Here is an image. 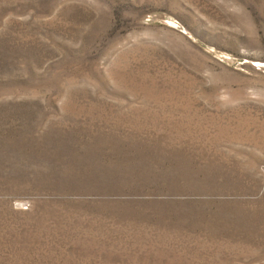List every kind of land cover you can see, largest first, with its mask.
I'll return each mask as SVG.
<instances>
[{
    "label": "rangeland",
    "instance_id": "obj_1",
    "mask_svg": "<svg viewBox=\"0 0 264 264\" xmlns=\"http://www.w3.org/2000/svg\"><path fill=\"white\" fill-rule=\"evenodd\" d=\"M0 264H264V0H0Z\"/></svg>",
    "mask_w": 264,
    "mask_h": 264
}]
</instances>
